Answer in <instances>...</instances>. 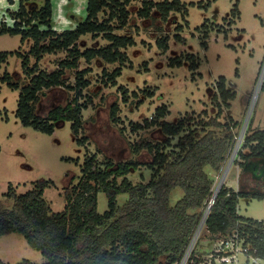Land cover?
<instances>
[{
  "label": "rangeland",
  "instance_id": "obj_1",
  "mask_svg": "<svg viewBox=\"0 0 264 264\" xmlns=\"http://www.w3.org/2000/svg\"><path fill=\"white\" fill-rule=\"evenodd\" d=\"M19 1L13 0L5 7L0 6V26L10 28L6 22H10L8 11L18 9ZM31 1L27 2L28 7L34 3L39 8L45 3V0H35L32 4ZM49 1L52 6V31H71L68 28L73 26V22L83 20L80 13L73 12L72 0ZM153 1L160 3L173 0ZM180 1L181 10L171 13L167 20H162L157 13L144 20L138 15L142 8L141 0H132L127 7V24L120 26L116 18L110 22L114 26L113 33L129 36L134 41L133 45L122 50L127 56L124 65L121 62L107 65L97 59L88 64L85 59H80L76 69L65 72L63 86L47 90L40 97L37 104L40 116L72 102L74 98L85 105L82 110V133L77 137L71 130L70 122L55 126L51 134L21 123L16 114L19 90L11 89L1 81V77L7 72L13 81L18 82L19 88L28 83L29 77L22 68L21 58L12 56L8 59V63L0 69L1 209H10L13 204L6 196L9 187L17 194H24L35 182L44 180L50 183L44 190L45 200L54 212L62 211L65 189L71 192L72 187L79 183L86 157L94 154L101 166L105 158L113 163L149 161L146 152L134 155L131 147L140 139L157 143L164 136L155 124L139 130L133 129V126L150 122L160 107L165 111L163 120L169 123L190 117V121H187L193 128L207 121L219 110L217 103L220 104L221 100L216 103L213 94H218L216 83L220 77H225L227 87L235 92V97L228 101V107L220 104L221 119L227 120L231 116L236 124L233 150L242 134L243 139L236 158L233 159L231 153L224 164L225 169L215 177L212 191L224 175L226 186L229 181L235 180L236 165L241 152L245 151L243 141L246 131H264V0ZM84 7L85 4H78L79 9ZM32 25L38 24L34 22ZM39 29L43 31L46 27L39 25ZM160 41H166L167 47H159ZM31 45V40L22 43L20 35H0V52L19 51L28 55ZM107 45L102 34L94 39L89 34L84 35L77 42L80 52ZM70 57L66 51L44 55L38 62V68L53 72L61 61ZM175 59L178 61L176 64L172 63ZM35 63V58L30 56L28 66L32 67ZM118 67L122 68L121 75L113 85L104 78L102 71L106 69L112 72ZM85 68L90 69L85 76L89 83L78 94L79 89L71 87L76 85L77 71ZM114 104L118 106L117 124L110 118ZM80 138H85L83 145L77 142ZM177 140L178 137L171 139L167 151ZM246 151L250 152L248 148ZM256 172L260 175L262 166L259 165ZM152 173L146 166H140L129 173L127 179L133 184L146 183ZM121 180L118 178L117 182ZM232 185L234 187L235 183ZM182 195L180 188L173 190L170 196L172 204ZM127 199V194H120L116 197V203L121 206ZM107 210L108 198L104 192H98L97 212L104 214ZM238 214L264 220V199L240 197ZM219 242L220 239H214L202 226L190 253L192 262L189 264H209ZM22 260L33 264L45 261L40 252L27 245L21 234L0 237V262L18 264ZM233 264L253 263L241 254L238 262Z\"/></svg>",
  "mask_w": 264,
  "mask_h": 264
},
{
  "label": "trees",
  "instance_id": "obj_2",
  "mask_svg": "<svg viewBox=\"0 0 264 264\" xmlns=\"http://www.w3.org/2000/svg\"><path fill=\"white\" fill-rule=\"evenodd\" d=\"M8 1L12 3L13 0ZM28 1L20 0L16 11H8L15 20L13 28L0 26V35H20L22 43L32 41L28 55L19 51L0 52V69L10 57L21 58L29 81L19 88L18 82L13 81L7 72L3 73L1 81L11 89L19 90L16 114L24 126L51 134L55 126L70 122L77 137L82 133L85 105L74 98L72 102L40 116L37 104L47 90L64 85L65 72L76 69L80 59H85L88 64L97 59L107 65L117 62L124 65L127 56L122 50L133 45L134 41L129 36L113 33L114 26L110 22L116 18L124 27L129 15L127 7L132 0H87L85 19L74 30L61 33L51 30L52 6L49 0L39 8L32 4L35 0L28 7ZM141 3L138 15L144 20L153 13L167 20L171 13L182 8L180 0L160 3L141 0ZM237 6L236 3L235 11ZM34 22L38 25H32ZM39 25L46 30H40ZM88 34L93 39L102 34L108 45L80 52L77 42ZM158 44L161 48L167 47L166 41ZM58 51L68 52L70 59L61 61L58 69L50 73L38 68V62L44 55ZM30 56L36 60L32 67L28 66ZM177 59L172 63H178ZM121 69L118 67L112 72L103 69L102 73L109 83L115 85ZM89 72V68L77 71L76 85L71 88L79 89L78 94L88 86L85 76ZM216 90L218 94H213L215 102L221 100L220 104L228 107V101L235 97V92L227 87L225 77L218 79ZM220 104L217 103L219 110L215 116L193 128L187 121L190 117L166 122L163 120V107L158 108L155 119L151 117L150 122L133 126L139 130L155 124L164 136L157 143L140 139L131 147L134 155L146 152L150 160L113 163L105 158L101 166L95 154L86 157L79 183L72 187L71 192L65 189V205L60 212H54L44 198V190L50 186L47 181L35 182L24 194H17L9 187L6 196L13 204L10 209L0 208V237L21 234L27 245L44 257L41 264H177L184 256L211 198L214 179L220 174L235 144L236 124L231 116L227 120L221 119ZM117 111L118 106L112 105L110 118L115 124L119 121ZM175 137H178L177 143L167 151ZM84 140L80 138L77 142L83 145ZM243 146L250 151L248 154L241 152V161H238L241 170L245 171L251 158H264V131H246ZM140 166L150 169L152 177L146 183L133 184L127 175ZM261 176L262 173L259 175L255 169V180L259 181ZM118 178H122L120 183ZM176 188H180L183 195L172 204L170 196ZM98 192H104L108 198V210L104 214L97 212ZM120 194L128 196L121 206L116 203ZM240 197L264 199V193L260 188L250 193L234 192L223 185L206 218V231L220 240L237 233L243 240V246L250 249L248 254L264 262V220L239 216ZM18 264L33 263L22 260Z\"/></svg>",
  "mask_w": 264,
  "mask_h": 264
},
{
  "label": "built area",
  "instance_id": "obj_3",
  "mask_svg": "<svg viewBox=\"0 0 264 264\" xmlns=\"http://www.w3.org/2000/svg\"><path fill=\"white\" fill-rule=\"evenodd\" d=\"M8 19L10 22H8V20H6L7 25L10 28H13L15 20H13L11 17H8ZM1 22L2 21H0V23ZM242 137H243V134L238 139V143H237L236 148L234 150L232 149L233 152L231 151L233 159H235L237 154H238V151L240 149L242 139H243ZM223 182H224L223 178L220 179V182L218 183L217 187L215 188V190L212 191L211 198L208 201L207 207H206V209L202 215L200 223H199L194 235L191 238L189 246H188L184 256L182 257V259L177 264H189L190 262H192V260L190 261V259H191L190 253H191L192 248L195 245V243L199 237V230L201 229L202 226L205 227L206 218L209 214L211 206L214 203L215 197L217 196L220 188L223 186ZM249 251H250V249L248 247L243 246V240L239 238L237 233H235L230 237H227V238L220 240L218 248L215 250V252L210 257L211 260H209V264H212L213 262H215L217 264H233L234 262L237 263L238 262V256L241 254L246 255L248 259H251V262L253 264H264L262 259L255 257L251 254H248Z\"/></svg>",
  "mask_w": 264,
  "mask_h": 264
},
{
  "label": "crops",
  "instance_id": "obj_4",
  "mask_svg": "<svg viewBox=\"0 0 264 264\" xmlns=\"http://www.w3.org/2000/svg\"><path fill=\"white\" fill-rule=\"evenodd\" d=\"M72 2H73V5H72L73 12L80 13L81 14L80 16L84 20L85 17H86L87 0H72ZM8 3H9L8 0H0V6H2V7H5V5L8 4ZM79 3L85 4V7L83 9H79L78 8V4ZM53 5H54V3H53ZM13 6H15V5L13 4ZM13 11H16V9H13ZM76 21H78V20L76 19ZM78 23L79 22H76V23L73 22V26L68 28V29L69 30H74ZM248 153L249 152H247L246 149L243 152V154H248ZM239 161H241V160H239ZM259 165L262 166L263 172H262V176L259 178V181H257L253 177V172H254L255 169H258ZM223 169H225V166L222 168V170ZM222 170H221V172H222ZM227 172L228 171H226V173ZM235 175H236L235 180L229 181L227 186L223 182V185L225 187H227V188L232 189L234 192L242 191V192H245V193H250L252 190H254L256 188H258V189L260 188L261 191L264 193V187H263V185H264V158H262V159L251 158L249 160V163H248L247 167L245 168V171H242L241 168L239 167V165L237 164L236 165ZM218 176H219V174L216 177H218ZM224 178H225V175L223 176V180H224ZM233 182L237 186V187H235V185H234V187L236 189L232 185ZM237 214H238V210H237ZM239 216H241V215H239Z\"/></svg>",
  "mask_w": 264,
  "mask_h": 264
},
{
  "label": "bare ground",
  "instance_id": "obj_5",
  "mask_svg": "<svg viewBox=\"0 0 264 264\" xmlns=\"http://www.w3.org/2000/svg\"><path fill=\"white\" fill-rule=\"evenodd\" d=\"M81 18H82V17H81ZM81 18H80V19H81Z\"/></svg>",
  "mask_w": 264,
  "mask_h": 264
}]
</instances>
